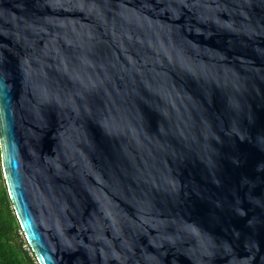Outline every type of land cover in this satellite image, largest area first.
I'll return each instance as SVG.
<instances>
[{
    "label": "water",
    "instance_id": "1",
    "mask_svg": "<svg viewBox=\"0 0 264 264\" xmlns=\"http://www.w3.org/2000/svg\"><path fill=\"white\" fill-rule=\"evenodd\" d=\"M0 149L39 264H264V0H0Z\"/></svg>",
    "mask_w": 264,
    "mask_h": 264
},
{
    "label": "trees",
    "instance_id": "2",
    "mask_svg": "<svg viewBox=\"0 0 264 264\" xmlns=\"http://www.w3.org/2000/svg\"><path fill=\"white\" fill-rule=\"evenodd\" d=\"M24 244H28V241L9 195L0 149V264H37L35 254H30L31 247L29 251Z\"/></svg>",
    "mask_w": 264,
    "mask_h": 264
},
{
    "label": "rangeland",
    "instance_id": "3",
    "mask_svg": "<svg viewBox=\"0 0 264 264\" xmlns=\"http://www.w3.org/2000/svg\"><path fill=\"white\" fill-rule=\"evenodd\" d=\"M21 235H22V237H24V235H23V233L21 232ZM24 247L27 249V250H29L30 251V247H29V245L28 244H24ZM30 254L31 255H34L33 253H32V251H30Z\"/></svg>",
    "mask_w": 264,
    "mask_h": 264
},
{
    "label": "built area",
    "instance_id": "4",
    "mask_svg": "<svg viewBox=\"0 0 264 264\" xmlns=\"http://www.w3.org/2000/svg\"><path fill=\"white\" fill-rule=\"evenodd\" d=\"M37 264H39L38 261H37Z\"/></svg>",
    "mask_w": 264,
    "mask_h": 264
},
{
    "label": "clouds",
    "instance_id": "5",
    "mask_svg": "<svg viewBox=\"0 0 264 264\" xmlns=\"http://www.w3.org/2000/svg\"><path fill=\"white\" fill-rule=\"evenodd\" d=\"M34 254V253H33Z\"/></svg>",
    "mask_w": 264,
    "mask_h": 264
}]
</instances>
